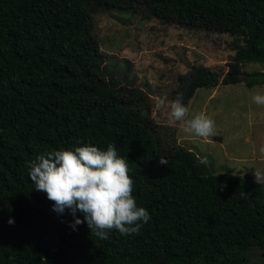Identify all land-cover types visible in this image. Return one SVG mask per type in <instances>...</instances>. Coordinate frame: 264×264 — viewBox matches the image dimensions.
Instances as JSON below:
<instances>
[{
    "label": "trees",
    "instance_id": "1",
    "mask_svg": "<svg viewBox=\"0 0 264 264\" xmlns=\"http://www.w3.org/2000/svg\"><path fill=\"white\" fill-rule=\"evenodd\" d=\"M112 11L235 38L223 82L207 67L182 76L186 106L199 89L264 85V73L243 70L264 66V0H0V264H264V185L216 175L160 137L148 95L128 72L116 77L101 51L94 15ZM110 143L150 219L138 234L100 239L86 221L70 226L84 219L79 210L53 211L29 165Z\"/></svg>",
    "mask_w": 264,
    "mask_h": 264
},
{
    "label": "rangeland",
    "instance_id": "2",
    "mask_svg": "<svg viewBox=\"0 0 264 264\" xmlns=\"http://www.w3.org/2000/svg\"><path fill=\"white\" fill-rule=\"evenodd\" d=\"M94 16L95 34L107 64L114 67L119 79L128 72L148 95L149 113L160 137L195 152L216 175L231 173L255 181V169L264 170V155L259 151L264 147V105L254 103L252 96L264 95V85L220 84L197 90L187 105L188 118L203 112L215 120L217 135L207 139L185 133L183 122L169 124L167 111L155 107L159 97L173 100L181 94V78L194 68L207 67L221 74L223 82L236 56L235 38L132 13L112 11ZM243 70L264 73V66L248 64Z\"/></svg>",
    "mask_w": 264,
    "mask_h": 264
},
{
    "label": "clouds",
    "instance_id": "3",
    "mask_svg": "<svg viewBox=\"0 0 264 264\" xmlns=\"http://www.w3.org/2000/svg\"><path fill=\"white\" fill-rule=\"evenodd\" d=\"M252 100L264 105L262 94H254ZM155 107L158 111H167L169 124L183 122V131L187 134L202 139L217 135L215 120L210 115L201 112L188 118L190 112L182 94L173 100L159 97ZM259 151L264 155V147ZM159 163L167 165L168 160L161 157ZM199 163L204 164L206 160L201 159ZM29 167L35 189L45 192L54 202L53 211L63 213L69 209L74 218L78 210L83 213V220L75 218L70 225L74 230L86 221L91 232L100 239H108V232L113 229L122 235L138 234L141 221L147 223L150 219L148 211L138 207L133 196L134 181L129 175L128 160L118 155L113 143L107 150L85 144L74 150L51 151L40 155ZM254 178L257 184L264 183V170L255 169Z\"/></svg>",
    "mask_w": 264,
    "mask_h": 264
}]
</instances>
